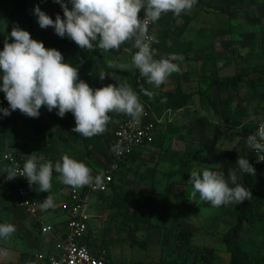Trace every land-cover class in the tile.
Instances as JSON below:
<instances>
[{"label": "rangeland", "instance_id": "rangeland-1", "mask_svg": "<svg viewBox=\"0 0 264 264\" xmlns=\"http://www.w3.org/2000/svg\"><path fill=\"white\" fill-rule=\"evenodd\" d=\"M36 6L53 20L57 14L64 18L54 0H0V51L6 38L13 42L10 33L18 25L45 48L57 49L61 40L65 47L75 48L78 54L72 66L94 90L110 82H126L134 90L137 69L107 67L109 60L131 63L135 52L130 43L108 53L80 49L67 36L59 37L53 27L42 29L34 15ZM154 37L158 41L152 47L154 59L173 53L184 59L174 61L180 72L159 88L144 80L141 87L153 92L155 98L139 91L141 103L151 102L159 111L163 108L161 98L172 102L186 96L190 104L180 124L160 129L150 143L125 160L105 194L91 197L89 205L96 218L89 220L90 242L105 249L112 264H200L199 258H203L202 264H229L235 243L234 216L222 206L201 201L199 194L191 199L193 189L187 181L192 170L223 173L227 153L237 142L241 127L264 120V0H197L190 12L166 16ZM100 72L108 74L105 79L100 80ZM0 108H9L3 91ZM56 113L46 107L40 109L38 118L19 110L6 117L0 113V120L6 122L0 136V223L14 202L2 194V188L15 180L5 179L4 169L10 167L6 156L24 154L54 164L67 154L85 163L96 176L107 159L108 136L116 123L126 118L110 114L107 131L88 138L85 146L83 137L71 131L75 127L72 113L64 118ZM233 118L241 125L232 126ZM58 176L53 171V195L59 200L70 186L61 184ZM45 194H35L40 205ZM61 215L59 219L66 221ZM41 218L58 221L52 215ZM257 218L241 236L245 248L264 257V211ZM18 232L16 229L11 238L0 239V264H17L13 263L16 251L36 250L27 237L19 241Z\"/></svg>", "mask_w": 264, "mask_h": 264}, {"label": "clouds", "instance_id": "clouds-1", "mask_svg": "<svg viewBox=\"0 0 264 264\" xmlns=\"http://www.w3.org/2000/svg\"><path fill=\"white\" fill-rule=\"evenodd\" d=\"M63 10V17L56 15L55 20L43 12L39 6L34 8L38 24L43 28L53 27L55 33L70 40L83 50H99L108 53L119 50L122 44L130 43L137 51L131 63H116L109 60L107 67L122 71L137 69L149 85L159 88L166 84L173 73L180 72L174 61H183L180 54H169L167 58L154 59L152 43L158 42L149 34V24L156 23L162 15L172 13L179 16L190 12L197 0H54ZM69 4L71 8H69ZM143 12V18L139 14ZM10 37L5 39L0 51V91L5 93L9 108H0L3 116H10L19 110L30 118H38L40 109L49 112L57 110L64 118L72 113L75 127L72 132L83 138H92L107 131L112 116L126 115L138 124L144 114V106L139 94L126 82L108 84L93 89L81 80L78 68L64 63V57L57 49L45 48L42 42L31 38L28 31L14 25ZM108 74L99 73L100 80ZM140 92L150 99L153 92L141 87ZM167 97L161 98L166 103ZM243 139L245 146L257 153V162H264V123L251 134L237 138ZM53 171L59 174L61 184L74 190L85 186L102 184L99 175L93 176L92 169L85 163L70 158L67 154L54 164L51 161L38 162L29 158L19 174L14 168L4 169L6 180L17 176L27 179L29 187L36 186L38 192L49 193L52 189ZM255 168L245 157L239 156L236 166L225 173L207 168L202 172L192 170L187 183L192 186L191 199L210 203L213 207L237 206L252 200V192L242 180L244 174L255 175ZM55 207L54 197L47 195L40 205L41 211ZM16 227L10 223H0V239L7 240L15 233Z\"/></svg>", "mask_w": 264, "mask_h": 264}, {"label": "built area", "instance_id": "built-area-1", "mask_svg": "<svg viewBox=\"0 0 264 264\" xmlns=\"http://www.w3.org/2000/svg\"><path fill=\"white\" fill-rule=\"evenodd\" d=\"M170 13L162 15L156 23L149 24L150 35L154 36L157 26ZM139 16L143 18V13ZM142 78L138 74L137 81ZM185 108L167 109L160 114H155L151 109L145 107L144 114L138 124L133 123L131 118L121 119L116 123L109 135L107 159L99 174L102 178V184L99 187L85 186L76 190L70 187L63 192L62 210L67 214L65 230L59 231L53 225H44L37 219L35 220L41 234H51L53 236V251L49 254H36L35 258L39 262L44 264H111L106 250L90 242V199L94 195L106 193L120 172L122 163L136 150L150 143L160 129L166 128L167 125L173 122L174 114L183 111ZM261 123H264V120L257 123L256 129ZM252 152L257 159L258 154L253 150ZM6 158L9 166L14 168L17 174L29 158H35L40 162L39 158L26 157L16 153L10 154ZM258 163L264 165V162ZM15 179V184L5 186L2 189V194L8 197L12 196L15 206L23 214L36 217L38 203L33 198L36 186L30 188L27 179L24 177L17 176Z\"/></svg>", "mask_w": 264, "mask_h": 264}, {"label": "trees", "instance_id": "trees-1", "mask_svg": "<svg viewBox=\"0 0 264 264\" xmlns=\"http://www.w3.org/2000/svg\"><path fill=\"white\" fill-rule=\"evenodd\" d=\"M153 47V44L152 46ZM56 48L63 54L64 63H69L71 65L74 64L77 58V50L75 48H67L63 45L62 40L57 43ZM133 51L136 52L137 49L133 48ZM144 78L140 81L135 83L134 91L137 93L140 91L141 86L144 82ZM234 83V82H232ZM190 104V98L186 96H179L176 100L172 102L163 103L161 110H157L156 107L151 102L144 103V107H148L151 109L155 114H160L162 111L171 109L177 110L187 107ZM155 110V111H154ZM130 118L126 116L127 119ZM229 119V118H228ZM229 121V120H228ZM232 126H240L241 121L232 119L231 121ZM6 125L4 120H0V136L2 135L3 129ZM170 125V124H169ZM167 125L166 127H168ZM168 127L167 129H169ZM256 126H252L251 124H246L241 127V131L238 137L243 138L248 134H251L255 131ZM84 145L88 142V138H83ZM107 142L109 145V136L107 138ZM135 153H133L129 158L133 157ZM239 156L245 157L249 160V163L255 168L256 172L255 175L244 174L243 176V184L249 188L252 192V200H246L243 204L237 206H222L225 211H231L234 219L236 221V229L234 230L235 233L234 239L235 243L231 247V260L229 264H264V257L261 256L256 250H251L245 248L243 245L244 237L241 236L243 232H245L246 227L252 226L257 217L262 215L264 211V165L257 162L253 152L251 149L247 148L243 143V139L239 142H236L233 147L228 151L226 160L223 164V173L227 175V171L231 167L236 166V161ZM128 159V158H127ZM5 196V195H4ZM8 197V196H6ZM8 198H13L8 197ZM14 200V198H13ZM15 204V202H13ZM188 232H185L187 234ZM181 238H185V236H181ZM203 258H199L197 262L200 264L203 263Z\"/></svg>", "mask_w": 264, "mask_h": 264}, {"label": "crops", "instance_id": "crops-1", "mask_svg": "<svg viewBox=\"0 0 264 264\" xmlns=\"http://www.w3.org/2000/svg\"><path fill=\"white\" fill-rule=\"evenodd\" d=\"M110 84H112V83L110 82ZM185 109L183 111H180V112L174 114V119H173V122L171 124L178 125V124L181 123V120L184 117ZM143 147L139 148L134 153L137 154ZM25 156L26 157H31V156H27V155H25ZM15 181H16V179L10 185H14ZM55 189H56L55 186L52 185L51 191L49 193H46L44 198H43V200H44L47 197V195H52L54 197L55 207L54 208H50L47 211H41V209H40V201L35 199V194L36 193L39 194V192L34 189L33 198L38 203V213H37L36 217L23 214L20 210L14 211V209L12 208L13 206H15L14 203H12V207L10 208L9 212H7V213L4 212L3 213L2 216L5 217V218H2L3 219L2 220L3 223L14 224L16 229H17V231L18 230L21 231V232L17 233L18 234V238L17 239H19V241H20L21 239H23L22 236L27 237V239L29 240V245L32 248L36 249L34 251V253H33V251H31L32 253L26 252L24 250L16 251V258L13 260L14 261L13 263H17V264H44L42 262H39L35 258V255L38 254V253L49 254V253H51L53 251V236L51 234H41L39 232V230H38L37 221H35L36 219L38 221H40L42 224H44V225H53L59 231H64L65 230V225H66V221L67 220L66 221H61L59 219L60 216H62L61 214H64L66 216V219H67L66 212H64L62 210V204L64 203V197H63V192L64 191L61 193V198L58 200L56 198V196L53 195L54 192H55ZM100 195L101 194L95 195L96 196L95 199H97L98 196H100ZM89 213L91 215V218H93L94 221H95L96 216L92 213V204H91V206L89 208ZM43 215L46 216L47 218H48L49 215H52V216L55 217L54 219H56L58 221L53 222V221H51V219L42 220L41 217ZM91 226H92V224L89 222V234H90V237H91V232H90L91 231L90 230ZM111 264H112V261H111Z\"/></svg>", "mask_w": 264, "mask_h": 264}]
</instances>
